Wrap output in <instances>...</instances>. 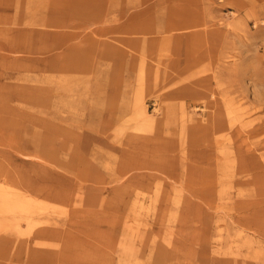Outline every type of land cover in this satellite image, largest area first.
<instances>
[{"label":"rangeland","instance_id":"rangeland-1","mask_svg":"<svg viewBox=\"0 0 264 264\" xmlns=\"http://www.w3.org/2000/svg\"><path fill=\"white\" fill-rule=\"evenodd\" d=\"M209 5L201 57L145 55L124 106L101 58L0 73V264H264V0Z\"/></svg>","mask_w":264,"mask_h":264},{"label":"crops","instance_id":"crops-1","mask_svg":"<svg viewBox=\"0 0 264 264\" xmlns=\"http://www.w3.org/2000/svg\"><path fill=\"white\" fill-rule=\"evenodd\" d=\"M210 0H0V73L15 75L16 66L33 59L49 72L116 74L105 81V98L119 106L139 88L143 57L161 56L170 46L176 72L201 57L209 24ZM35 43V44H34ZM188 53L187 45L192 48ZM188 55V56H187ZM71 58V61H69ZM186 58L188 61H185ZM87 64L85 65V62ZM168 95V94H167ZM170 96L184 95V89ZM120 115L122 109L105 113Z\"/></svg>","mask_w":264,"mask_h":264},{"label":"bare ground","instance_id":"bare-ground-1","mask_svg":"<svg viewBox=\"0 0 264 264\" xmlns=\"http://www.w3.org/2000/svg\"><path fill=\"white\" fill-rule=\"evenodd\" d=\"M254 75H261V74H257V73H254ZM260 77V76H259ZM261 81V83H263L264 82V79H262V80H260ZM259 126V125H258ZM262 130H264V125H262V126H259V127H256L255 128V126L251 129V131L252 132H260V131H262ZM249 131V130H248Z\"/></svg>","mask_w":264,"mask_h":264}]
</instances>
